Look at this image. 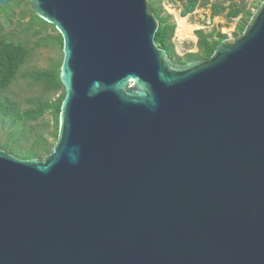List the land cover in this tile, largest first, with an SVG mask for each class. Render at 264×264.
Listing matches in <instances>:
<instances>
[{"label": "water", "instance_id": "95a60500", "mask_svg": "<svg viewBox=\"0 0 264 264\" xmlns=\"http://www.w3.org/2000/svg\"><path fill=\"white\" fill-rule=\"evenodd\" d=\"M31 6L65 95L49 154L0 148V264H264V0L188 62L149 0Z\"/></svg>", "mask_w": 264, "mask_h": 264}, {"label": "trees", "instance_id": "16d2710c", "mask_svg": "<svg viewBox=\"0 0 264 264\" xmlns=\"http://www.w3.org/2000/svg\"><path fill=\"white\" fill-rule=\"evenodd\" d=\"M19 1L21 0H16V2ZM171 1L178 4L183 16L193 13L198 8H205L210 10L211 17L223 16L228 21L241 17L237 31L239 34L245 30L253 15L246 0ZM149 2L159 20L156 42L160 47L166 49L170 57L177 62L210 58L219 43L228 37L217 28L211 31L197 29L195 35L198 37L199 51L197 53L189 52L185 59L181 60L177 57L173 42L177 28L173 15L165 11L163 0H149ZM41 20L42 23L50 24L42 18ZM51 25L56 29L53 24ZM51 39L54 44H59L63 48V37L59 32L51 36ZM30 55L31 49L24 43L0 35V121H8L12 137L1 143L0 148L23 158L45 157L52 151L59 134V118L65 95L64 85L60 79L62 62H58L48 69H36L21 73V69ZM20 74L24 78L31 79L33 83L42 85L47 93L56 94L61 91V94L51 100L37 97L30 100V107H22L19 101L7 94L8 89ZM47 112L53 115L52 123L45 125L34 123L39 121ZM44 127L50 129L49 136L44 134Z\"/></svg>", "mask_w": 264, "mask_h": 264}, {"label": "rangeland", "instance_id": "374dc122", "mask_svg": "<svg viewBox=\"0 0 264 264\" xmlns=\"http://www.w3.org/2000/svg\"><path fill=\"white\" fill-rule=\"evenodd\" d=\"M251 11L254 13L262 3V0H246ZM165 11L171 13L173 18L181 12L177 3L171 0H163ZM34 11V10H33ZM32 11L31 0L12 1L0 6V35H4L15 41L24 43L31 49V55L23 65L21 73L34 71L36 69H48L56 63L63 61V48L59 44L52 42L51 36L58 33L51 24L42 23L41 18ZM192 25L191 33L183 38L178 37L176 32L173 37L177 57L184 60L187 53H197L198 37L195 30L204 29L211 31L214 28L220 29L227 38H234L239 35L238 26L241 17L228 21L223 16L211 17L210 10L198 8L193 13L185 16ZM42 31V32H38ZM7 94L20 102L22 107H30V100L34 98L55 99L61 94L47 93L40 84L33 83L31 79L18 76L14 84L8 89ZM53 122V115L47 112L39 121L40 125ZM48 127H44L43 132L49 136ZM11 127L8 121H0V144L11 139ZM30 138V137H29Z\"/></svg>", "mask_w": 264, "mask_h": 264}, {"label": "bare ground", "instance_id": "6f19581e", "mask_svg": "<svg viewBox=\"0 0 264 264\" xmlns=\"http://www.w3.org/2000/svg\"><path fill=\"white\" fill-rule=\"evenodd\" d=\"M177 18V28L176 34L178 37H185L191 33L192 25L189 24L185 16L180 15V13L176 14Z\"/></svg>", "mask_w": 264, "mask_h": 264}, {"label": "crops", "instance_id": "0c3cea01", "mask_svg": "<svg viewBox=\"0 0 264 264\" xmlns=\"http://www.w3.org/2000/svg\"><path fill=\"white\" fill-rule=\"evenodd\" d=\"M175 21H176V23H177V18H176V20H175ZM187 21H188V20H187ZM189 24H190V23H189ZM177 25H178V24H177Z\"/></svg>", "mask_w": 264, "mask_h": 264}]
</instances>
